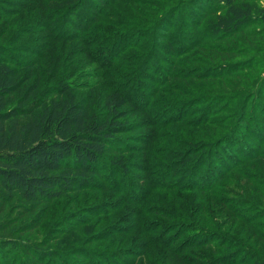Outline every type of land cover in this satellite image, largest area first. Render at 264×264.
<instances>
[{
    "label": "trees",
    "instance_id": "16d2710c",
    "mask_svg": "<svg viewBox=\"0 0 264 264\" xmlns=\"http://www.w3.org/2000/svg\"><path fill=\"white\" fill-rule=\"evenodd\" d=\"M74 1L78 8L87 4V0ZM132 2H93V18L86 19L83 15L78 17L82 23L75 39L82 40L81 44L85 48L82 53L101 69L107 84L103 87L107 90V96L99 103L79 97L76 84L48 85L44 83L43 76L35 77L32 68L31 71L21 72L17 66L11 65L12 61H7L0 50V189L3 191L0 200L4 203L19 197L31 203L51 202L71 192L98 190L100 187L125 196L126 200L140 206L138 213L141 214L146 209L143 201L148 196L129 180V170L139 168L150 176V190L169 192L173 197L166 211L160 204L152 208L151 212L166 214L172 219L181 214L190 216V219L187 225L174 223L181 229L178 233L173 232L166 238L151 236L146 239L145 250L141 254L130 251L129 256L134 257L125 260L124 264H138L136 258L143 255L148 256L149 260L140 264H170V258L180 264H199L197 258L207 260L205 264H237L236 253L240 243H234L231 236L223 235L221 228L218 230L220 233L200 230L198 226L195 227V223L192 224L190 214L192 203L196 204L199 199L198 195H210L215 198L211 207L220 205L231 219L247 224L251 231L255 221L264 218V134H261L264 126L261 123L255 124L258 118L246 119L249 103L258 88H254L256 85L262 91L259 98L264 99V86L255 83L260 79L257 77L258 66L264 60L251 58L244 64L238 61L228 63L219 73L212 71L209 74L200 73L196 69L190 71L186 64L198 59V56L188 55L194 50L199 54L202 50L216 49L222 42L234 39L237 34L243 35L244 42L254 37L256 31L248 32L245 29L264 21V13L254 16L253 7L245 3L246 0L209 1L204 7L199 5V1H164L157 5L144 3L143 7H135ZM107 6H112L110 12ZM196 6H200L201 10ZM72 7L74 10V5ZM163 8H169V12L161 15L158 21L155 17ZM177 8L184 10L181 18H176ZM187 8L188 13L192 12L190 22L185 20ZM223 10V14H218L210 24L200 29L207 15H216ZM142 12H148L145 19L141 17ZM25 17L24 22L31 21L28 13ZM110 18L114 21L110 22ZM41 19H44L43 14ZM53 19L56 23L53 21L52 25L48 24V28L52 27L56 38L66 36L68 28L65 23L57 17L50 20ZM4 22L9 24L8 21ZM85 23L88 24L87 28H84ZM118 27L123 31H118ZM156 30H160V33L157 34ZM89 32L92 37L87 40L84 35ZM148 36L154 39L152 43L144 41ZM157 37L166 43L155 41ZM105 45L107 47H102ZM132 49H138L139 52L135 54V59H128V62L134 61L126 67L128 74L122 75L120 72L123 69L115 65L120 61L127 62L123 54ZM160 54L162 61L168 62L171 67L163 69L166 74L156 68V77L148 72L153 69V62L159 59ZM59 64L60 61H57ZM185 66L184 70L180 69ZM240 78L244 81L240 82ZM193 79L214 81H206L202 86H197ZM179 82L186 83L188 90L183 91L184 86L181 88ZM226 82L240 85V88L228 91ZM206 87L216 93L206 91ZM159 93L164 98L158 97ZM135 95H142L145 99L147 97V102L143 103L142 98L140 101L134 100ZM179 95L187 96L185 103L179 102ZM242 95H245L242 112L235 115L236 100ZM246 97L248 103L245 102ZM127 102L146 107L138 109L147 114V108L153 105L164 103L168 108L170 103L172 112L168 117L155 114L156 123L169 125L175 122L182 130L186 127L201 129L204 132L202 138L196 140L199 141L197 145L201 147V153L195 154L193 150L197 146L194 145L188 151L178 149L172 152L165 160L156 158L151 161L148 158L149 171L145 165L129 166L126 152L133 147L124 143L121 137L131 132V124L125 119L124 108ZM192 102L195 105L206 104L201 114L193 118L196 115L190 112ZM215 104H223L222 111L229 110V114L219 117L216 113L218 109H212ZM231 120L233 123H230ZM252 124L255 125L249 127ZM233 125L245 127L231 129ZM243 129L246 130L245 134L241 132ZM247 134L250 139L257 140L256 146L244 142ZM229 139L233 140L238 154L230 150L229 144L232 143L227 142ZM188 141L193 142L191 137ZM220 147L229 151L228 161L221 158ZM111 152L115 155L113 160L108 159ZM153 152L159 154L157 150ZM153 152L150 148L145 149L143 156L153 155ZM168 158L170 164L166 167L164 161ZM108 166H113L117 173H105ZM154 167L156 169L150 171ZM97 178L103 180L102 183ZM181 192L186 194L190 203L183 201L181 206H177V198L185 197V194L180 195ZM200 206L205 207L204 204ZM260 209L263 212H259ZM139 218L137 215L138 222ZM139 225L138 232L144 233L142 237L148 236L156 228L163 227L165 232L173 228L163 226L162 223L155 227L151 223L139 222ZM188 232L189 235L183 237ZM160 246L165 253L169 252V260L164 259L165 254ZM229 248L235 252L219 251ZM89 250L88 255L95 254ZM26 251L33 254L29 248ZM241 252L247 255L248 251ZM80 254H84L83 251ZM102 254L104 256L105 253ZM95 257L101 258L97 253ZM112 259L115 262L109 261L108 264H120L115 257ZM252 259L251 264H264L259 257ZM41 262L38 261L39 264ZM9 263L5 254H1L0 264Z\"/></svg>",
    "mask_w": 264,
    "mask_h": 264
},
{
    "label": "rangeland",
    "instance_id": "374dc122",
    "mask_svg": "<svg viewBox=\"0 0 264 264\" xmlns=\"http://www.w3.org/2000/svg\"><path fill=\"white\" fill-rule=\"evenodd\" d=\"M100 1L105 0H87V4L83 8H78L74 0H0V17L3 19L0 22V50L3 51L2 55L8 62L12 61L13 64L11 63V65L13 67L17 66L21 72L31 71L32 68V73L35 77H44L45 84H76L79 97L90 99L93 103H99V101L107 96V90L103 88L107 86L106 80L102 77L101 69L96 66V63L92 62L90 57L82 53V50L85 49L84 45L81 44L82 40L75 38L78 36L77 33L82 23L78 17L83 15L86 19L91 18L94 14L93 2L99 3ZM123 1H133L132 3L135 7H143L144 3L157 5L164 1L177 0ZM183 1H199V5L204 7L209 1L218 0ZM245 3L253 7L254 16H260L264 13V0H246ZM72 5H74V10H72ZM196 8L201 10L200 6H196ZM106 9L110 12L112 6H107ZM164 9L166 10L164 11ZM175 11H178L176 18H181L184 14L182 8H177ZM188 11L189 8H187V13ZM224 11L225 10L218 11L216 15H207L200 29L210 24L218 14H223ZM167 12H169V8H163L155 18L158 19ZM202 12L203 11H201V13ZM27 13L28 17L31 18L30 22H24ZM11 14H13V16H10ZM42 14L44 15V19H41ZM147 15L148 12H142L141 17L145 19ZM55 17L65 23L68 28V34L70 35L66 34L64 37L56 38L52 27L48 28V24L52 25V23H56L54 19L50 20ZM190 17H192L191 11L186 15L185 20L190 22ZM160 19H158V21ZM109 20L110 22L114 21L111 18ZM4 21H8L9 24H6ZM87 27L88 24L85 23L84 28ZM47 28L48 30H46ZM117 30L123 31V29H119V27ZM245 30L248 32L256 31L257 35L247 38V41L244 42L243 35L237 34L234 39L222 42V45L216 49L202 50L199 54H196V50H194L188 55L198 56V59L189 61L186 66L190 68V71H195L196 69V71L200 73L209 74L212 73V71L219 73L223 69L222 67L228 63H235L238 61L239 64H244V62L248 63L251 58L264 60V21L251 25V27ZM156 31H158L156 32L157 34L160 33V30ZM85 32H87V30H85ZM91 37L90 32L84 35V38L87 40H90ZM145 39L144 41H150L151 43L154 41V39L149 36ZM155 41L166 43L159 37H157ZM102 47H107V45ZM231 47L234 48L231 49ZM137 52H139L138 49L129 50L123 54V57L126 56L127 62L120 61L115 65H120L119 67L123 69V71L120 72L122 75L126 73V67L134 61L128 62V59L131 57L135 59V54ZM160 57L161 54L159 55V59L153 62V69L148 72L156 77L158 76V73L155 72L156 68H159L160 72L166 74L164 70L171 67L168 62L162 61ZM171 58L176 59L175 57ZM182 60L183 58L181 61ZM57 61H60L61 64L57 65ZM186 66L180 69L184 70ZM119 67H117L116 70ZM258 68L257 77H260V79L256 82L251 80V82L259 83L264 86V61L259 64ZM127 74L128 73H126V75ZM249 75H251V72ZM208 80L209 79L205 81L193 79V82H195L197 86H202L206 81H214ZM239 81L243 82L244 79L240 78ZM179 83L181 88L184 86V89H182L183 91L188 90L186 83ZM226 83L228 91L240 88V85ZM207 84L210 85L209 83ZM254 88L257 89L249 103L246 119L256 120L258 118V122L255 124L261 123L264 126V99L259 98L262 91L259 90L258 85ZM204 89L211 93H216L215 91H211L210 87ZM219 89L220 88L217 90ZM142 92H144L143 88ZM244 96L245 95H242L236 100L235 115L242 112L241 109ZM158 97L164 98L161 93H159ZM186 97L185 95H179L181 99L179 102H184L185 99H187ZM141 98L143 99V103L147 102L146 99L148 98L146 97L145 99L142 95H135L133 99L139 100ZM246 98L245 102L248 103V97ZM189 102H191V100ZM194 103L195 102H192V104ZM169 104L170 103H168V108H166L167 106L164 103L153 105L147 108L146 111H149V114H147L141 110L146 107H138L135 104L127 102L124 108L126 112L125 119L131 124L129 128L131 132L121 137H123L122 140H124V143L133 147L130 151L126 152V161L129 166L145 165L149 171L150 162H148V158L151 161L156 158L165 160L166 156L172 152L178 149L180 151H188L190 147L194 145L197 146L194 147L195 150H193L195 154L199 155L201 153V147L197 145L199 141H196L202 138L204 132H202L201 129L198 128V131L196 128L186 127L182 130L175 122L169 125H160L156 123L157 121L154 118L155 114H159L161 117H168L169 113L172 112V108ZM192 104L190 105L192 109L190 112L192 115H196L192 116V118L201 114L206 106V104L203 103H198L196 105ZM222 107L223 104H215L212 107L214 110L218 109L216 113L219 117H225L229 114V110L222 111ZM233 120H231L230 123H233ZM235 123H237V121ZM234 127L244 128L245 126L233 125L231 129ZM218 131L220 132L222 129H218ZM241 132L245 134L246 130L243 129ZM261 134H264V130L261 131ZM189 137L192 138V143L188 141ZM255 141L257 140L249 138V134L244 136L245 143L256 146L257 144ZM227 142L232 143L233 140L229 139ZM149 148L151 152L157 150L159 154L153 152V155L147 154V156H143V151L145 149L149 150ZM229 148L231 151L237 152L236 148L234 149L233 143L232 145L229 144ZM262 150H264V146ZM219 153L224 161L229 160V151L220 147ZM236 154H238V152ZM114 156V153L111 152L108 155V159L113 160ZM168 164H170V158L164 161L166 167H168ZM108 167L105 173H117L113 166ZM112 168L114 170H112ZM154 169H156V167L151 168L150 171ZM142 171L143 170L139 168H131L129 170V180L136 184L141 191H145V194L148 196V199L143 201L146 205V209L141 212V214L138 213L140 206H137V204L132 201L126 200L125 196L102 190L100 187L98 190L71 192L61 199L51 202L31 203L19 197H15L11 200L9 199L4 203L0 200V257L1 254H5L6 258L9 259V264H39L38 261H42L41 264H108L109 261L115 262L112 259L114 257L120 264H124L125 260L129 261V259H133L134 257L129 256L130 251L141 254L145 250L144 245L147 242L146 239H149L151 236H165L166 238L173 232L178 233L181 229H178V226L174 223L187 225L190 216L185 217L180 214L178 218L172 219L166 216V214H154L151 212L152 208L159 207L160 204L166 211L173 197L170 196L172 194L169 192L150 190L148 186L150 176L147 172ZM146 176L147 178H145ZM118 178L117 176V179ZM97 179L102 183L103 180L100 178ZM2 193L3 191L0 189V194ZM181 194L185 193L181 192L180 195ZM198 196L199 199L196 204L192 203L193 210L190 214L191 222L192 224L195 223V227L198 226L202 231L215 230V232L218 233L221 231L223 235L231 236V241H234V243L235 241L240 243V245L237 246V264H251L252 258L257 259V257L264 261V218L256 220L254 229L251 231L247 224L231 219L229 214L225 212L220 205L211 207L210 204L215 200L213 196ZM183 201L190 203V200L186 198V194L185 197L180 196L177 198L176 205L181 206ZM200 204H204L205 207H201ZM259 212L263 211L260 209ZM137 215L140 217V224L151 223V225L155 227L158 223H162L163 226L168 225L173 228L169 229L167 232L164 231L163 227L156 228L153 232H150L148 236L142 237L144 233H142V231H140V233L138 232L140 225L137 220ZM219 228H221L220 231H218ZM189 233L190 232L186 233L183 237L189 235ZM28 248L33 254L26 251ZM159 248H161L165 254L163 255L164 259L169 260V252L165 253L162 246ZM89 249L93 250L95 254H99L101 258L95 257V254L88 255ZM81 251H83L84 254H80ZM219 251H223L224 253L235 252L232 251V248ZM241 251H248L247 255ZM102 252L105 253L104 256ZM148 260L149 257L146 255L136 258L138 264ZM169 262L170 264H180L176 263L174 258H170ZM197 263L205 264L207 260L197 258ZM148 264L153 263L150 262Z\"/></svg>",
    "mask_w": 264,
    "mask_h": 264
}]
</instances>
